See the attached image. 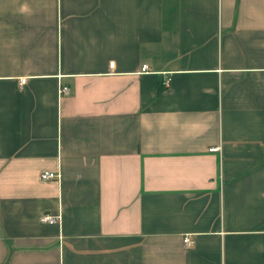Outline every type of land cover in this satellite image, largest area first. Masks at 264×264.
I'll return each mask as SVG.
<instances>
[{
    "label": "crops",
    "instance_id": "obj_1",
    "mask_svg": "<svg viewBox=\"0 0 264 264\" xmlns=\"http://www.w3.org/2000/svg\"><path fill=\"white\" fill-rule=\"evenodd\" d=\"M0 264H264V0H0Z\"/></svg>",
    "mask_w": 264,
    "mask_h": 264
},
{
    "label": "built area",
    "instance_id": "obj_2",
    "mask_svg": "<svg viewBox=\"0 0 264 264\" xmlns=\"http://www.w3.org/2000/svg\"><path fill=\"white\" fill-rule=\"evenodd\" d=\"M145 69V66H142L141 71H143ZM24 80H20V83H23ZM59 94L60 95H67L69 93L68 89L66 87H61L59 89ZM210 152L214 151V150H209ZM57 178V176L55 174L52 173H42L39 176V179L41 181H48V180H55ZM60 217L57 216H49V215H42L39 217L38 221L42 224H57L59 223ZM190 244V241L187 237H185L183 239V245L184 247H188V245Z\"/></svg>",
    "mask_w": 264,
    "mask_h": 264
}]
</instances>
